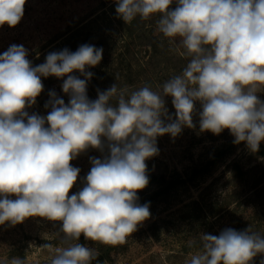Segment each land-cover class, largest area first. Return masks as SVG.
Listing matches in <instances>:
<instances>
[{
  "label": "clouds",
  "instance_id": "clouds-1",
  "mask_svg": "<svg viewBox=\"0 0 264 264\" xmlns=\"http://www.w3.org/2000/svg\"><path fill=\"white\" fill-rule=\"evenodd\" d=\"M26 2L0 0V27H16ZM115 3L125 24L158 16V33L189 58L180 74L155 90L148 83L134 90L114 83L97 89L92 100L87 89L94 73L88 69L102 61V47L83 44L75 52H49L36 66L23 45L0 54V225L15 226L29 217L59 222L61 246L50 264H93L98 251L81 244V236L105 246L127 243L151 215L149 204L138 202V192L149 184L146 161L159 153L157 138L194 129V116L201 133L228 130L234 144L243 142L252 153L264 142L259 95L264 93V0ZM48 77L63 79L69 100L51 90L47 115L30 114L44 90L42 78ZM89 149L102 158H89L82 187L70 195L81 172L71 161ZM199 238L201 249L184 264H254L257 256L264 264V234L251 225ZM6 264L26 262L13 257Z\"/></svg>",
  "mask_w": 264,
  "mask_h": 264
},
{
  "label": "rangeland",
  "instance_id": "rangeland-1",
  "mask_svg": "<svg viewBox=\"0 0 264 264\" xmlns=\"http://www.w3.org/2000/svg\"><path fill=\"white\" fill-rule=\"evenodd\" d=\"M115 9V0H27L21 22L14 28L0 27V54L13 44L23 45L36 66L49 52L64 48L75 52L83 44L102 47V61L88 69L94 73L87 89L92 100L97 98V89L107 90L114 83L133 90L148 83L155 90L182 72L189 58L182 48L158 33V16L146 21L137 17L125 24ZM42 81L44 90L28 109L30 114L47 115L44 105L51 90L65 103L69 100L62 91L63 79L48 77ZM259 95L264 100V93ZM166 106L174 115L170 97ZM193 119L194 129L185 127L175 138L168 134L157 138L159 153L146 161L149 184L138 192V202L148 203L151 215L127 243L105 246L81 236V244L98 251L93 262L184 264L190 254L201 249L200 233L218 236L226 228L241 231L251 225L264 234V142L258 152L252 153L243 142L234 144L228 130L220 135L201 133L199 117ZM90 157L102 155L89 149L71 161L81 172L70 195L82 187L81 181L91 169ZM216 158L221 159L213 164ZM235 165L241 176L235 173ZM153 177L162 182L151 180ZM167 187L169 193L152 198ZM59 228V222L41 217L26 218L15 226L7 222L0 225V264L13 257L25 259L26 264H50L54 249L61 246L63 234ZM260 259L257 256L254 264Z\"/></svg>",
  "mask_w": 264,
  "mask_h": 264
},
{
  "label": "trees",
  "instance_id": "trees-1",
  "mask_svg": "<svg viewBox=\"0 0 264 264\" xmlns=\"http://www.w3.org/2000/svg\"><path fill=\"white\" fill-rule=\"evenodd\" d=\"M49 89L47 88L45 91H48ZM223 155V154H222ZM220 157H222V156H220ZM219 159H221V158H216L215 160H213V164L214 163H216L217 161H219ZM234 169H235V173H237L239 176H241L242 175V173H241V170H240V168H239V166L238 165H235L234 166ZM196 172V171H195ZM196 173H198V172H196ZM151 180H153V181H155V182H157V183H161L162 181H160V179L159 178H157V177H153V178H151ZM168 189H169V187H167L165 190H163V191H159V192H156L153 196H152V198H157V197H159V196H161V195H165V194H167V193H169L170 191H168ZM149 199H150V197H149ZM93 264H97V263H95V262H93Z\"/></svg>",
  "mask_w": 264,
  "mask_h": 264
}]
</instances>
